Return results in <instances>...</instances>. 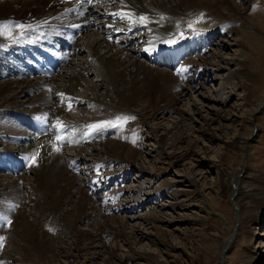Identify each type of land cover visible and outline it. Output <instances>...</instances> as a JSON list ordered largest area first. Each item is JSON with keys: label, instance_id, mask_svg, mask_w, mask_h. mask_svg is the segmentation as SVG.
<instances>
[{"label": "rangeland", "instance_id": "rangeland-1", "mask_svg": "<svg viewBox=\"0 0 264 264\" xmlns=\"http://www.w3.org/2000/svg\"><path fill=\"white\" fill-rule=\"evenodd\" d=\"M146 2L157 8L160 15L176 20L173 28L179 31H176L174 37L169 39L170 42L177 40L186 29H192L194 31L192 36H199L200 40L207 44L204 48L208 56H212L211 61L203 63V68L200 72L195 73L196 79L191 85L194 88L183 95L175 94L174 97L177 100L179 98V100L173 101L174 106L170 110L164 113H156L155 117L151 118L149 123H147L148 126L144 127V131L136 129L135 133L139 150L138 154L136 152V157L139 155V159L136 160V157L130 156L134 160L129 165V168L127 164L119 165L116 160L105 158L107 156L103 153L105 139L112 137L108 133V131L110 132V125L119 124L118 121L112 120L111 117L121 113L111 108L110 101L105 96L106 94L113 95L117 88V83H114V78L112 77L113 73H111V70L106 72L103 76V81L105 82H102L100 78L94 77V75H97L96 72L86 73L88 80L84 86L89 87L90 90L84 87L79 88L80 94L78 96L80 102L76 105H71L72 107L69 109L72 120L68 121L69 128L66 131V135L68 139H71V142H67L66 147L63 148V152L60 155L62 159L57 168L62 169L65 164L69 166V162L77 154V147L84 146L86 147L85 152H82L84 158L77 166L75 173L79 181H83V184H88L91 181V176L96 172L93 166L96 161H103L105 165L103 169L100 168L98 170L99 173H113L117 178L115 181L108 182L106 187H100L96 192L91 189L88 193L89 186L84 187L83 184L71 189V200L83 201L85 204L84 215L92 213V216L80 222L78 220V223L74 225L67 211L69 210L76 217L79 214L83 215V213H79L75 209L74 203L69 202L68 199L65 200L64 205H60L65 228L63 229V241L59 244L57 243L55 248L66 246L65 251H68L67 254L70 255L65 258L60 255L59 260L54 263L117 264L119 260L112 255L111 251V249H114L119 255L124 257L132 255L134 251L146 255L143 259L123 261L121 264H264V211L258 212L255 204L251 208L250 203H248V207L247 205L238 206L236 196L240 183L237 184L235 175L231 173L223 174L225 169L227 171L237 169V173L239 171L238 168L243 163L244 169L238 173V176L249 177L245 178L246 180L244 179L243 185L247 186L248 192H252L253 186L248 185L254 182L253 176L264 171V0H239L238 7L240 11L246 13L247 9H250L249 13L247 12L249 15L247 14L245 18L236 19L237 21L235 25L233 24V28L229 29L228 27L224 33L222 32L224 23L221 25L218 21L206 25L200 22L194 23L190 21L192 18H190L185 8L184 10L172 8V11H170L158 0L157 5L152 1L146 0ZM167 6L169 5L167 4ZM180 16L183 20L178 19ZM205 17L202 21L209 18ZM187 18H189L190 22H184ZM117 20L119 24L116 25L122 26V28L115 37L125 42L126 48L132 51H142L144 49L145 42L143 40H147V38L141 34L156 33L158 35L161 31L157 28L154 30L150 28L142 33L140 29L135 28L133 32L127 33V28L133 24H130L127 19L119 18ZM94 21L96 25L93 30L96 29L97 25L100 28L105 23V19L98 18V16H96ZM166 28L167 26L165 27V34L168 35L170 31H166ZM93 30L84 31L79 41L80 39L87 41L88 37L86 35ZM182 37L181 35L180 39ZM222 39L229 41L231 45L220 47L218 44ZM169 40L165 39L164 42ZM14 42L17 41L15 40ZM156 44L160 47H166L164 43L157 42ZM120 47L123 48V46ZM39 48L41 49L43 46L39 45L37 49H32L31 51H26L20 46H16V48L9 46L7 51L0 54V82L12 80V75H4L2 72V70L11 65L20 64L23 69L27 68L29 63L33 66L37 65L35 60L28 61L23 52L37 57ZM85 55L86 51L79 50L77 53V58L79 59H76V61H84L86 63ZM198 55L196 44H192L189 41L186 51L176 65L182 66L197 58ZM215 57L217 58L215 59ZM88 60H91V57ZM70 63H66L64 66L70 65ZM85 65L89 67V64ZM101 66L103 67V64ZM94 67L99 69L98 64ZM167 68L170 69L171 67L168 66ZM241 68L242 71L248 70L250 72L249 79H245L247 81L245 83L243 82L244 76L240 77L239 73H237L241 71ZM190 74L191 71L189 70ZM228 80H231V83ZM57 81L59 82L60 80ZM64 81L66 80L64 79L61 84L65 85ZM94 83L95 85H93ZM92 86L96 89L93 90ZM46 88L44 85H40L36 87L38 92L35 91L36 94L30 99L22 98L20 100L22 103H27L26 110L36 106L34 101H37L41 94L40 92L47 90ZM105 88L106 91H104ZM52 89L47 90L50 96L56 91V89ZM18 90L15 88L9 89L10 92L7 91L8 93L6 92L5 95L13 98L14 95H17ZM54 96L55 99L59 97L58 94H54ZM93 97H97L103 105L90 108L88 104H90ZM105 105H108V107H105ZM253 105L258 106L257 118L251 121V127L254 126V128L252 127L253 130H251L252 128L249 130L253 132V136L256 134L258 136L250 147H245L247 152H243V154L242 151L236 149L237 147H234L233 141L239 137L240 133L246 129L248 130L250 121L247 119L253 110ZM105 108L109 109L112 115L111 113L106 114L103 111ZM8 109L9 105L3 103V107L0 109V119H13L14 122L25 123L23 116L18 119L13 115L11 119L9 114L11 112L8 111L6 114ZM92 112L97 113L94 115L96 118L106 117L107 122L103 129L84 125ZM99 112L101 113L99 114ZM107 115H111V117ZM215 118L216 120L213 121ZM208 122L213 123L207 125ZM90 129L94 131L95 138L91 145L86 146V143H82L80 140L87 137V131ZM166 131H169V137L172 140L169 139L167 146L164 147L160 143L159 137ZM106 133H108L107 136ZM176 134L182 138L175 140L176 143L180 142L176 148H171L169 147L172 144L170 142L174 141ZM10 137L7 132L4 133L0 129V152L12 150L15 157L19 153L18 148L21 144H19L18 140ZM187 137L195 146V152L184 154L185 156L180 157L179 155L182 153L180 151L182 150L177 147ZM183 144L185 145L187 142ZM124 145L129 146L130 144L125 143ZM166 151L167 154L173 155L174 153L177 157L166 159ZM8 162H11V160H8ZM33 168L32 170L29 168V171H27V167L24 165L21 171L13 173L15 175L12 173L8 174V172L5 174V171H0V174H4V176L13 175L14 180L11 185L14 186V181H19L18 179L28 182L37 180L40 169L39 167ZM65 168L63 167V169ZM3 179L4 177H2ZM94 186L96 188V185ZM24 188L19 194L17 191V201H13L12 194H10L12 190H16L15 188H8L6 191L0 188V208L3 209V212L9 211L12 205L18 208L10 220V224L8 222H4V225L0 223V237H5L3 247L0 248V252H2L0 253V259H5L3 253L8 252L11 256L14 254L12 252L13 248L11 249L8 246L10 239L7 236H9L11 231L7 226H14L17 220H21L17 212L28 199L26 189H29V187L27 185ZM119 191L117 200L111 205V210L106 213L103 212L102 208H105L104 200L108 199L106 196ZM157 194H159L158 197ZM253 210H255L257 218L252 220V222H244L242 224V219L248 218ZM30 217L32 218V216ZM106 218H108L110 225L118 227L123 224L122 220L125 222L123 233L121 232L122 236L115 237L103 234V238L100 240V236L97 233L98 224L105 223ZM31 221H34V218ZM68 223L72 224L75 231L77 230L84 234L81 236L82 238L77 237L78 233L76 237L74 236V228L70 227ZM61 224L62 221L57 222L56 227H60ZM103 229L107 233L108 229L105 225ZM52 233L53 240H56L59 237V228H56ZM87 233L92 235L95 240V246H90L88 242L90 238L88 240ZM49 237H51L50 234ZM13 240L15 239L13 238ZM161 240L171 244L174 243L175 246L168 250L160 243L162 242ZM77 246L84 248L90 246L92 249L91 251L85 249L81 252ZM3 259L1 260L3 264H14L12 260L5 261L7 259Z\"/></svg>", "mask_w": 264, "mask_h": 264}, {"label": "bare ground", "instance_id": "bare-ground-1", "mask_svg": "<svg viewBox=\"0 0 264 264\" xmlns=\"http://www.w3.org/2000/svg\"><path fill=\"white\" fill-rule=\"evenodd\" d=\"M148 1H152L157 5V0ZM158 1L159 3L164 4L170 11H172V8L178 10H184L185 8L190 18H192V20H190L191 22L199 23L197 22L198 18L201 16V14H204V17L207 16L209 18H207V20L205 21H201L200 23L202 24H212V22L214 21H218L220 25L224 23V28L222 29L223 33L228 27L229 29L233 28V24H236V19L245 18V16H247L250 11V9H247L246 13L241 12L238 7L239 0ZM97 2H99L97 6H90L94 2H92L91 4H80L74 0H66V2H61V0H0V24H6L9 26L6 29L0 30V32H2V34H0V54L4 53V51H7L9 46H13L15 48L16 46H20L26 51L37 49L39 45L38 41L40 40L41 44L42 42H45L47 44L48 41H43V38L46 37L47 33L50 30L54 31V29L60 30L59 38L65 40V43H73L75 40H78V44L76 41V46H79V50H83L84 52L86 51V63H84V61H76V59L79 58H77L78 56L74 54L72 56L73 58H71L70 60L71 63L69 62L70 65L61 67L60 71H64L58 77H52V73L59 70V65L62 62V57H56L55 59H59V61L54 65H49L45 61V59H43V61H41L40 63V69L38 71L42 76L41 78H34L31 68L23 69L20 64L11 65L8 68L2 70L4 75H12L13 78L12 80L9 79L6 82H0V109H2L3 103L5 105H9V109L6 111V114L8 113V111H10L11 113L9 114L11 115V119L14 115L18 119L21 116H30V119L34 117L36 119L43 120V124L41 125V127H38V132L35 133V130L33 129L31 132H27V130H29L28 123H21L20 121L14 122L13 119H0V129L3 130L4 133L7 132L8 135L11 136L10 138L18 140L19 144H21V146L18 148V151L20 152V155L18 154L17 156L18 161H13L14 164L10 165L3 162L4 159L2 157H6L7 155H9V151L0 152V167L7 170L8 174L18 173L19 171L17 163H28L29 161H32V158L34 157L35 162L32 165L28 164L27 171H29V168H31L32 170L33 167H39L40 169V173L36 178L37 180L28 182L18 179L19 181H14V186H12L11 184L14 180L13 175L15 174H13L12 176H4V174H0V188H2L3 191H6L8 188L16 189L15 191L12 190L10 193L12 194L11 197L13 201L17 199V191L19 194L22 188L27 187V185L29 187V189H26V191L28 192V199L24 203L23 207H21L17 212V215H20L21 220H17L14 226H7L11 231L10 234L12 233L11 235L9 234V236H7L9 233L7 231L8 233L6 236L8 239H10L8 241V246L9 248L11 247V249L13 248L12 252L14 254H11L12 256H14L12 257L8 252L3 253V256L5 257V259H7L5 260L2 258L5 261L12 260L14 264H55L54 262L56 260H59L60 255L64 258L70 255L67 254L68 251H65L66 246L60 247L59 245L61 249L55 248L57 243L59 244L63 241V229L65 228V226L62 219L63 215L60 212V205H64L66 199H68L69 202L74 203V207L79 213H83V215L79 214L78 217H76L75 215H72L69 210L67 211L68 216L70 217L74 225L81 220L91 218L92 216V213L84 215L85 204L83 201H73V199L71 200V189L73 187L82 186L83 184V181H79L75 173L77 164L84 158L82 156V152H85L86 147L78 146L77 154L74 156L72 161L69 162V166H66L65 164L63 166L64 168L66 167L65 169H63V167L62 169L57 168L62 159V157H60L61 152H63L62 145L67 140V138L65 140L62 137V132H64V130L67 128L68 121L72 120V115L71 113H69V109L72 106L69 108V104L76 105L78 102H80V98L78 96V94H80L79 88L84 87L90 90L89 87L84 86L85 82L88 80L86 73L96 72L97 75H94V77L102 79V82H105L103 81V76L106 74V72L111 70V73H113L112 77L114 78V83H117V88L114 91L113 95L106 94L105 96L110 101L111 108L114 111L121 113L118 115L115 114L116 116L111 117L112 113L109 112V109L105 108L103 110L106 112V114L111 113V115L107 116L111 117L112 120L119 122V124L116 123L112 124L113 126L110 125V132L108 131V133H110L109 135H112V137L109 139L104 138L105 141L103 153L105 154V156H107L105 158H112L114 159V161L116 160V163H118L119 165L127 164L129 168V165L132 164L134 160L130 158V156H133L135 158L136 152L137 154L139 152L137 135L135 133L136 129L144 131V127L148 126L147 123H149V120L151 118L155 117L156 113H164L165 111L170 110L174 106L173 101L177 100L176 97H174L175 94L183 95L194 88L191 85L196 79L195 73L200 72V70L203 68V63L205 64L211 61L210 59L212 58V56H208L204 48L207 44L201 41L199 36H192L194 32L192 29H186L184 32H182V39H180V35L177 41L170 42L169 39L174 37V33L176 31H179L178 29L174 30L173 28V25L176 24V20H171L160 15L159 10L152 6L151 3H147L146 0H121L120 3L116 2V0H97ZM167 4L171 8L167 6ZM96 13L100 14V18L105 19L110 18L108 16L111 15L113 25L108 24L105 26L104 24L100 28L99 25H97L96 29H92L93 31H90V34L86 35L88 37L87 41L85 39H80L79 41V33L90 29V26L92 24L91 18L93 17V14ZM125 13L132 15L133 20H136V18L139 19V17L141 16L147 17V21H139L140 26L138 29H141L142 33L148 31L150 28L152 30L156 28L158 30H161L158 35L156 33L141 34L145 35V37L147 38V40H143L145 42V46L142 51L129 50L126 48L125 42L122 41L121 42L124 46H118V40L114 39V37L112 36V33L116 34L122 28V26H117L116 24H119L117 19L121 18V16ZM178 19L183 20L181 16ZM190 21L189 18L184 20V22ZM15 24H23L26 26L31 25V27L19 29L14 27ZM166 26V31H170L168 35L165 34ZM132 29V27H128V31H131ZM171 29H173V31H171ZM8 33H11V35H9ZM46 38H48V36ZM165 39L169 40L168 43H170L173 47V55L171 58L172 62H170L167 58L169 52L168 45L164 43L166 47H159L156 44L157 42H164ZM15 40L17 42H14ZM189 41L190 43L192 42V44H196V51H198L199 55L192 61L187 62L182 66H177L176 62L180 56H183L189 45ZM228 42L229 41L222 39V41H220L218 45H220V47H223L229 45L230 42ZM49 46L51 45L49 44ZM120 46H123V48H121ZM40 51L46 58H49L50 53H47L45 51L43 52L42 50ZM123 56L124 58H122ZM89 57H91V60H88ZM216 58L217 57H215V59ZM85 64H89V67ZM97 64L99 65V69H96L94 67ZM101 64H103V67L101 66ZM168 66L171 68L168 69ZM181 69H185V71L181 72ZM189 70L191 71L190 75ZM237 73H239L238 75L240 77L244 76V83L247 82L245 81V79L248 80L250 74L248 70L242 71L241 68V71ZM64 79L66 80L64 81L65 85L61 84ZM57 80L60 81L58 82ZM230 81L228 80V82ZM40 85H44L45 87H47V90H50L52 88V90L56 89L54 94L59 95L58 99H55L54 94H51L50 96L48 91L44 90L40 92L41 94L39 95L37 101H34L36 103V106H30L31 108L29 110H26L25 107H27V103H22V101L20 100L22 98L30 99L34 94H36V87H39ZM93 85H95V83ZM34 87L35 89L33 90ZM12 88L20 90H18L17 95H14L13 98L9 95L11 97L10 98L6 96L5 93ZM94 89L96 88L93 87V90ZM104 91H106V88ZM61 102L63 105L62 107L59 105V103ZM88 105L90 106V108H92L96 107L97 105L103 104H101V101L98 100L97 97H93L90 101V104ZM105 107H108V105H105ZM257 108L258 106L253 105V110L251 111L250 116L248 117V119L246 118L250 121L248 124V130L246 129L245 131L240 133L239 137L235 141H233L234 147H237L236 149H239L240 151H242V153L247 152L245 150V147H250L251 143H253V141H255V138L258 136V134L253 136V132L251 130H253L254 126H252V128L250 124L252 120L257 118ZM101 112H99V114ZM96 114L94 112L90 113V115L88 116L89 119L86 121L85 125L87 127H91L92 125H103V127H100L101 129H103L105 127L107 119L103 116L101 118L98 116L100 119L96 118V116H94ZM215 120L216 118L213 121ZM57 122H61L64 127L61 128ZM209 123L212 124L213 122H208L207 125H210ZM250 128L252 129L249 130ZM92 131L93 130L91 129L88 130L87 137L80 140L82 143H86V146L92 144L91 142L94 139ZM108 133H106V136L108 135ZM177 135L178 134L174 136V141L170 142L172 144L169 147L176 148V146L180 143H176L175 141L177 139L179 140V138H182L181 136ZM57 136L62 137V139L57 140ZM169 139H171L169 137V131L164 132V134L159 137V141L164 147L167 146ZM133 141H135V143H133ZM186 142L187 144L184 145L183 143ZM125 143H128L130 145L126 146L124 145ZM181 143L183 145L181 144L177 147L182 150H179L180 152H182L179 155L180 157H183L184 154L195 152V146L189 141L188 137ZM55 147H59L60 150H54ZM38 150H41L42 152L39 153ZM138 156L135 158L136 160L139 159ZM165 157L166 159H172L177 156L174 153L173 155L167 154L166 151ZM93 166L96 169V172L93 173V175L91 176V181H89L88 184H83L84 187L89 186V189L87 190L88 193L91 191V189L96 192L98 189H100V187H106L108 182L115 181L117 178L113 173L102 174L98 172L100 168L103 169V167L105 166L103 164V161H96ZM246 168L247 170H249L248 167ZM238 169L239 171L237 173V169H233L232 171H227L226 169L223 170V174L231 173L235 175V177L237 178V184L240 183L239 191L236 196V203L240 207H243L244 205H247L248 207V203H250L251 208L255 204V208L256 210H258V212L264 211V171L260 172L259 174L254 173V182H251V184L248 185L253 186L252 192H248V190L246 189L247 186L243 184L245 182L244 179L249 177L244 178L238 176V173L243 171L244 164L242 163L240 168ZM2 177H4L3 180ZM98 180H100V182H98ZM94 185H96V188ZM119 193L120 191L118 193H113L109 196H106L108 197V199L105 197V208H102L103 212L106 213L111 210V205L117 200ZM158 196L159 194H157V197ZM17 209L18 208L14 207V205H12L10 207V210L8 209L9 211L6 212H3V209L0 208V223L4 225V222L7 223L9 220H11L15 215ZM250 213L251 214L248 216V218L242 219V224H244V222H252V220H255L257 218L255 210L251 211ZM30 216L34 218V221H31L32 218ZM60 221H62L61 226L56 227L57 222ZM122 222L123 224L119 225L118 227L116 225H110L108 218H106L105 223L98 224L97 233L100 236V240L103 238V234L115 237L122 236L121 234L123 233V225L125 223L123 220ZM68 225L74 228L71 223H68ZM104 225L108 229L107 233L103 229ZM56 228H59V237L57 236L58 238L56 240H53L52 231L56 230ZM49 234L51 237H49ZM73 234L75 237L76 235L77 237H81L84 235L77 230L75 231V228L73 230ZM87 235L88 240L90 238V240L88 241L90 243V246L94 245L95 240L93 239L92 235L88 233ZM13 238L15 240H13ZM160 243L168 248V250L175 246L174 243L171 244L163 241ZM90 246L86 248L77 246V248H79L81 252L85 249L91 251L92 248ZM111 251L112 255L114 257H117V259L119 260L117 264H121L123 263V261H131L133 259L140 260L145 258L146 256L145 254H142L138 251H134L132 255H127L126 257H124L122 255H119L114 249H111ZM2 259H0V262Z\"/></svg>", "mask_w": 264, "mask_h": 264}, {"label": "snow or ice", "instance_id": "snow-or-ice-1", "mask_svg": "<svg viewBox=\"0 0 264 264\" xmlns=\"http://www.w3.org/2000/svg\"><path fill=\"white\" fill-rule=\"evenodd\" d=\"M118 15H119V14H118ZM203 15H204V14H201V16L198 18L197 22H201V21L203 20ZM121 18H122V19H128L130 22H133V23L137 22V21H135V20L132 19V15L127 14V13L123 14V15L121 16ZM139 21H142V22H143V21H147V17L141 16V17H139ZM8 27H9V26L6 25V24H0V30H2V29H6V28H8ZM14 27L19 28V29H23V28H25V27H29V28H30L31 25H27V26H26V25H23V24H15ZM189 27H191V25H189ZM0 34H2V32H0ZM8 34L11 35V33H8ZM180 71H181V72H182V71H185V69H181ZM70 107H71V104H69V108H70ZM57 123H58V125H59L61 128L64 127V126L61 124V122H57ZM91 127H92V128H100V127H103V125H92ZM61 139H62V137L57 136V140H61ZM133 143H135V141H133ZM54 150L59 151L60 148H59V147H55ZM32 159H33V162H35V158L33 157ZM8 223L10 224L11 221L9 220ZM3 240H4V238H3V237H0V248L3 247ZM0 264H3V262H0Z\"/></svg>", "mask_w": 264, "mask_h": 264}]
</instances>
